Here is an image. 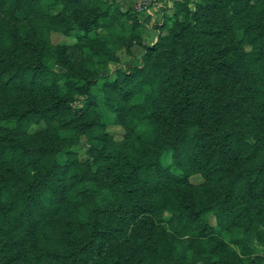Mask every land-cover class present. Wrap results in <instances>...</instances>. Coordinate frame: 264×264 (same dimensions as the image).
<instances>
[{"label":"rangeland","instance_id":"rangeland-1","mask_svg":"<svg viewBox=\"0 0 264 264\" xmlns=\"http://www.w3.org/2000/svg\"><path fill=\"white\" fill-rule=\"evenodd\" d=\"M247 1L254 11L247 13L254 29L255 22L264 19V0ZM34 2L26 16L18 18L9 13L10 0L0 6V52L46 67L28 68L0 86V109L4 111L0 119V201L5 202L0 205V264H153L143 249L162 264H264V211L257 214L258 208H264L263 150H247L255 141L242 135H253L264 118V47L259 45L263 38L254 44L245 42L237 28L238 14L227 5L222 12V6L217 9L213 26H208L211 31L201 37L210 47L221 49L218 61L236 51L246 58L254 46L261 48L257 61L251 63L249 76L255 90L254 96L250 92L252 98L247 94L249 103L241 101L244 95L235 94L229 97L231 109L226 101L219 106L221 120L238 128L237 148L224 146L204 166H177L170 150L159 151L161 180L156 182L151 171L142 175L149 209H138L134 217L126 213L130 207L127 192L117 180L111 182L120 169L125 171L127 156L143 149L131 128V117L141 112L136 105L150 103L144 110L148 113L153 109L151 103L158 104L160 82L171 64L169 56L175 49L178 59L183 49L172 44V33L191 23L197 25L195 12H205L204 8L196 10L199 0ZM223 26L227 32L214 31ZM144 66L154 75L153 84L140 88L127 76ZM45 69L55 75H47ZM106 81H115V88L104 87ZM151 87L157 89L154 96L149 94ZM224 87H231L230 82ZM105 92L118 97L122 111L102 101ZM258 102L263 105L255 106ZM30 147H43L48 153L31 155L25 151ZM185 150L193 157L198 155L192 141L185 143ZM151 157L147 153L137 159ZM52 161L65 168L63 176L49 181L60 208L51 213L46 207L35 211V223L25 224L15 216L18 204H10L16 198L12 193L30 185L34 170ZM179 172L186 179L178 178ZM77 198L80 205H76ZM193 200L196 209L210 204L221 207L227 231L217 226L213 208L199 217L190 214L186 206ZM85 213L98 220L114 217L108 232L93 235L106 245L111 241L114 249L110 246L97 252L88 243L91 221L83 223L84 230L79 224Z\"/></svg>","mask_w":264,"mask_h":264},{"label":"trees","instance_id":"trees-1","mask_svg":"<svg viewBox=\"0 0 264 264\" xmlns=\"http://www.w3.org/2000/svg\"><path fill=\"white\" fill-rule=\"evenodd\" d=\"M5 1L6 0H0V6H2ZM10 1L9 13L14 18H18L20 15L23 17L24 15L26 16V12H28L29 8L35 3L34 0ZM37 1L39 0H36V2ZM69 1L74 4H79L81 0ZM239 1L242 3L241 6L237 3ZM226 5L228 8L232 9L233 13L235 11V13L238 14L237 24L239 27L237 28L242 31L245 42L254 44L256 40L263 38L259 45L264 47V19L262 21H256L254 24L256 26L253 29V22L247 19V13L253 15L254 11L252 10V5H250L247 0H199L196 4V10L197 7H202L205 12H200L198 10L195 12L197 15V18H195V20L197 19V21H195L197 25L191 23L188 24V26H183V28L173 31L172 44L175 46L179 44L183 49L180 51L178 59L175 55V49L172 51L171 56H169L171 64L166 67V72L168 70L169 72L164 75L160 82V100L158 104L154 105L151 103L153 109L148 111V113H145L144 110L146 107L150 108V103L136 105V108L140 109L141 112L131 117L132 119L130 118L131 128L135 130L136 137L142 142L143 149H137V155L127 156L124 162L126 164L125 171L123 172V169H120L118 174L115 175V178L111 179V182L117 180L119 185L127 192V205L130 206L126 208V213L128 215L131 213V216L135 217L138 209H149V205L146 206L145 196L147 194L145 195V189L142 186V175L151 171L156 178V182L161 180V171H163V168L156 155L159 151H165V149L170 150L172 152V163L174 165L181 166L182 164L190 163L192 165L204 166L210 164L213 160V156L223 151L224 146H228L227 148L230 150L233 147H235V149L237 148L240 135L237 131L238 128L232 123H225L221 120L220 116L222 112H220L219 106L226 101L227 108L231 109L229 107L230 100L235 94L244 95L241 101L245 104L249 103L247 94L252 98L250 92L253 94L255 90L251 86L252 79L249 76L252 67L251 63L257 61L256 58L259 57L261 48L260 46H254L253 50L246 58H244L239 51H236V53L232 54L230 57L224 55L221 61L216 59L221 49L210 47L208 41L201 36L203 33L211 31V28L208 26H213L214 15L217 9L222 6V10L220 11L222 12ZM206 13L207 15L201 18V16ZM81 24L82 23H79L80 26H82ZM199 24L201 26H198ZM202 26L206 29L202 31L198 30V28ZM221 28L222 29L214 28V31L218 33L220 31L227 32L228 30L225 29V26ZM222 53L225 54L224 51H222ZM204 65L209 70H206ZM43 67L46 68L42 63L17 61L8 55H4L1 51L0 86L8 84L28 68L42 69ZM45 71L47 75H55L53 71L50 72L47 69H45ZM132 72L131 75L127 76V79L130 80L134 86H139L140 88H143V85L152 86L154 75L149 70L148 66L135 68ZM157 73L159 72L157 71ZM170 80L173 81L170 83L168 82ZM225 82H230L231 87H224ZM168 84L174 85L175 88L170 90V88L167 87ZM115 85V81H106L104 87L114 89ZM156 93L157 89L155 88L154 90V87H151L149 94L154 96ZM146 94L148 95V93ZM163 99L167 100L165 104L162 102ZM102 101L114 111L123 110V105H121L118 97L113 98L105 92ZM256 105L262 106L263 102H258L255 106ZM255 106L252 109H254ZM3 114L4 111L0 109V119L4 117ZM254 114L255 111L252 110L250 114L251 119H253ZM257 126L258 128L254 129L256 131L253 135L251 133H242V135L249 136L255 141L253 146L247 145V150H263L264 157V118L258 122ZM217 129L219 130L218 137H216ZM196 140L197 142H195ZM190 141L193 142L195 152L198 154L195 155V157L191 155L190 150L184 151L185 143ZM229 142H231V145H229ZM42 148L43 147H30L29 149L26 148L25 151L31 155L39 153L40 156H44L48 152L46 149ZM147 153L152 154L151 159H137L138 155L144 156ZM231 164H235V162ZM214 166L218 165H213V167ZM136 168L140 169L136 170ZM219 168H221V165H219ZM64 174L65 168L57 166L54 161L48 166L35 169L32 178L33 182L30 185H28V183L23 189H20L16 193H12V196H16V198L14 201H11L10 204H18L15 216L19 218L20 221H26L25 224L30 225L34 224L37 220V216L34 214L35 211H41L44 207H46L50 213L58 211L60 205L54 199V193L50 190L49 181L52 177H60ZM179 174L178 178L186 179V174L180 172ZM1 180L0 178V194L3 192L1 190L3 182ZM5 184L9 185L7 182ZM71 197L75 198V193H72ZM18 199H22V201L20 203H14ZM200 203H202L201 200ZM4 204L5 202L0 201V205ZM78 204L80 205L79 199L77 198L76 205ZM213 206L214 204H210L209 207L196 209L198 205L193 200L190 205L186 207L189 213L193 214L194 217H199L205 210L213 208L217 218V226L227 231L226 220L223 213H221L222 208ZM263 211L264 208H258L257 214H263ZM85 214L80 216L79 224L84 230L85 226L83 223L91 221V224L88 225L92 226L90 229H87L89 238L88 243L90 240L92 242L90 245L96 248L97 252L100 249L102 250V248L107 249L110 246L111 249H114L115 244H112L111 241L106 245L103 241L95 239L93 236L94 234L97 236L98 232H101L100 234L108 232V223L109 221H113L114 217L105 216L103 220H98L89 213ZM87 218H90V220ZM132 222L133 225L137 223L134 220ZM143 255L153 264H162L156 255L148 249H143Z\"/></svg>","mask_w":264,"mask_h":264}]
</instances>
